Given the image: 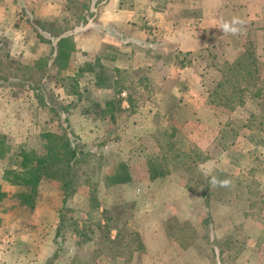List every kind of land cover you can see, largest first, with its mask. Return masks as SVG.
Segmentation results:
<instances>
[{"label": "rangeland", "instance_id": "374dc122", "mask_svg": "<svg viewBox=\"0 0 264 264\" xmlns=\"http://www.w3.org/2000/svg\"><path fill=\"white\" fill-rule=\"evenodd\" d=\"M104 1H0V259L30 242L45 264H264V22L204 0H122L111 22ZM236 61L244 77L212 100ZM42 132L76 152L69 187L61 171L7 183Z\"/></svg>", "mask_w": 264, "mask_h": 264}, {"label": "trees", "instance_id": "16d2710c", "mask_svg": "<svg viewBox=\"0 0 264 264\" xmlns=\"http://www.w3.org/2000/svg\"><path fill=\"white\" fill-rule=\"evenodd\" d=\"M68 40V37H60L57 43V55L56 60H59L62 58V56H66L65 50L63 49L66 42ZM254 61V59H253ZM245 65L241 61H236L233 64H229L227 62H224L223 65L220 66V77L218 78L217 82L214 84L212 89L207 88L209 97L212 100H218L225 101V97L227 98L226 93V87L229 82V73H232V76H234V81L238 84L243 76V68ZM227 67V69L225 68ZM232 68H235L238 70L236 73L233 72ZM258 79V77H257ZM245 91V88L242 86H235L233 95H236V97L240 99V94H242ZM238 94V96H237ZM42 140H46L47 143L44 145V153L37 155L36 152L33 149H24L22 148L17 153V158L19 160L17 161V167L16 168H10L7 169L6 172L8 173L7 177L4 179L7 183L14 184V185H28L31 186V190H33L34 186H36L43 177L52 176L55 177L58 173V171L62 172L63 177V187L66 189L70 185V180H68V175L71 174L72 164L73 160L76 156V152L71 148L70 144L66 140L61 148L60 145H57L56 143L49 142V140H57L58 136L56 134H53L52 132H42L40 134ZM5 136L0 134V144H2L4 141ZM58 142V141H56ZM59 143V142H58ZM58 148L65 149L67 151V155L70 153L69 158L65 162L66 169L63 170L62 168H58L55 164L58 162H63L65 160V157L67 155L63 154H57ZM4 152L3 145L0 146V154ZM59 153V151H58ZM82 153V152H81ZM50 163L53 164V168L50 167ZM52 171V172H50ZM66 178V179H65ZM4 192L0 190V199L3 197ZM29 193H22L20 197H29ZM21 198V201L23 200ZM58 232V228L56 230Z\"/></svg>", "mask_w": 264, "mask_h": 264}, {"label": "crops", "instance_id": "0c3cea01", "mask_svg": "<svg viewBox=\"0 0 264 264\" xmlns=\"http://www.w3.org/2000/svg\"><path fill=\"white\" fill-rule=\"evenodd\" d=\"M1 2L4 0H0ZM7 2V0H5ZM122 0H107L104 1L102 4V15L105 18L114 20L119 18V14L121 9L119 8L120 2ZM148 3L156 2L158 0H146ZM164 1V0H161ZM203 8L207 10V12H212L213 10L218 11H225L230 10L231 14H234L235 10L240 13V11L244 12L243 18L248 21L254 22H264V0H204L201 2ZM7 5V4H4ZM9 5V4H8ZM190 7H196L193 4V0H191ZM131 7H128L126 10L129 11ZM235 9V10H234ZM1 10V9H0ZM212 14V13H210ZM240 16V14H238ZM228 17V14L225 15V19ZM216 18L215 15H208L206 16V22L208 20H213ZM188 22H203L204 18H198L197 20L194 19H185ZM197 243V242H196ZM168 246V245H167ZM165 245L164 249L167 247ZM38 244L36 243H28L24 244V246L20 245L10 247L11 252L5 251L6 256L0 261V264H45L47 256L44 257L42 255H38ZM1 250V249H0ZM19 251L21 253H19ZM11 257L13 259H11ZM18 259V260H17Z\"/></svg>", "mask_w": 264, "mask_h": 264}, {"label": "clouds", "instance_id": "9594fccd", "mask_svg": "<svg viewBox=\"0 0 264 264\" xmlns=\"http://www.w3.org/2000/svg\"><path fill=\"white\" fill-rule=\"evenodd\" d=\"M245 24V21L238 17H233V19L230 22H224L219 26V29L222 30L223 35H237L239 34L243 26ZM207 175V173H205ZM209 183L212 186H220V187H230L231 181L230 180H222L218 181L216 177H212V179L209 181Z\"/></svg>", "mask_w": 264, "mask_h": 264}]
</instances>
